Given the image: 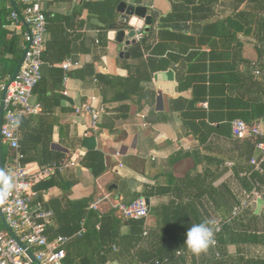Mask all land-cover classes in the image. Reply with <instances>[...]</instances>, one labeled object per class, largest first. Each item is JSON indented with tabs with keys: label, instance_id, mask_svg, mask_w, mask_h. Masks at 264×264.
I'll list each match as a JSON object with an SVG mask.
<instances>
[{
	"label": "crops",
	"instance_id": "0c3cea01",
	"mask_svg": "<svg viewBox=\"0 0 264 264\" xmlns=\"http://www.w3.org/2000/svg\"><path fill=\"white\" fill-rule=\"evenodd\" d=\"M103 1L41 0L46 42L41 85L31 98L39 109L24 117L22 138L24 134L27 158L40 160L50 151L77 165L44 177L56 178L57 184L42 191L40 198L48 206L57 202V208L87 202L100 214L112 210L110 201L91 206L106 195L128 204L144 198L150 210L144 232L150 236L143 246H186V232L193 224L204 221L207 213H228L208 209L207 187L219 193L238 190L233 179L236 141L214 132L221 118L211 121L207 101L202 100L214 72L236 58L237 42L242 59H258L254 31H238L231 23L248 3L238 8L235 0H214L206 13L210 0H119L128 7H146L152 17L149 30H143L146 43L138 49L129 46L124 56V44L109 40V28L86 6ZM21 6L18 0H0V87L10 78L5 71L11 41L16 38L21 50L25 46L26 27L14 28L9 19ZM120 17L117 13L114 21L118 30ZM222 35L233 42L228 48L220 45ZM237 68L246 69L241 64ZM1 96L2 91L0 101ZM88 102L105 110L95 129L88 116L74 112ZM256 124L264 129V123ZM1 144L2 152H12ZM92 153L101 157L100 163L87 158ZM86 161L104 173L95 177ZM43 167L37 161L26 164L31 175ZM252 206V216L263 224L264 204ZM166 231L171 239L162 234ZM0 232L8 234L1 218Z\"/></svg>",
	"mask_w": 264,
	"mask_h": 264
},
{
	"label": "trees",
	"instance_id": "16d2710c",
	"mask_svg": "<svg viewBox=\"0 0 264 264\" xmlns=\"http://www.w3.org/2000/svg\"><path fill=\"white\" fill-rule=\"evenodd\" d=\"M235 1L239 8L245 0ZM246 1L247 9L235 13L233 16L236 21L231 23L236 24L238 31L244 32L245 27H248L249 33L250 30L254 31V37L259 45L258 59L255 62L242 59L241 44L237 42L236 58L232 59L230 64L227 63L214 74L212 73L214 76L211 77V86L208 90H204L205 98L202 100L207 101L211 112L208 116L211 121L216 119V116V120L221 118L220 124H218L219 128L214 132L232 138L231 125L235 120H242L248 125L264 123V0ZM187 2L192 3L193 0ZM213 2L214 0H210L206 13L209 12ZM119 4V0H104L103 2L89 3L86 6L89 11L92 10L93 14L97 15L94 17L107 29L110 25L116 24L114 21ZM16 10L21 12L22 6ZM149 33L150 31L147 35ZM221 37L222 48H228L233 43H230L228 37L224 35ZM145 43L146 40L143 39L134 44L132 48L138 49ZM10 44L11 47H8L7 52L10 53L11 60L5 75L11 78L24 54V48L20 49L16 38ZM222 57L226 58L227 56L223 55ZM240 64L246 67L242 72L237 68ZM40 85L41 80L33 92H38ZM0 91H2L1 87ZM23 119L20 127V150L24 155V165L37 161L40 166H47L62 161L59 155L50 151L43 152L40 160L27 158L24 134L22 138ZM234 140L236 141L238 159L233 168L235 175L233 179L237 182L238 190L236 194L233 192L230 194L229 190L219 193L211 185L205 190L208 209L220 208L228 213L222 217H212L210 213L205 215V220L211 221V224L217 220L224 223L220 232L215 236L216 245L197 255L193 254L186 246L163 244V242L159 246L144 247L143 244L148 243L150 236L148 232L146 235L143 234L145 233L144 219H124L113 210L100 214L89 209L87 202L83 201L69 203L63 208H57V202L51 203L49 206L44 204L40 194L57 184L56 178H45L33 186L36 196L32 203L41 202L45 208L53 212L51 223L47 229L49 239L52 240L57 236L71 237V240L64 246V264H107L114 260L123 262L125 259L128 260V264H264V223H261L260 218L252 216L253 206L242 210L235 218H231L233 208L239 204L244 193H249L257 184H264V162L261 164V171H255L250 164L253 157L260 158L256 151V145L259 142H264V137ZM46 144L45 140V146H47ZM11 153L2 152L3 162H6ZM90 157L97 158L94 160L95 162L100 163L101 161V157L96 153L87 156V158ZM85 164L93 171L95 177L105 171L102 168L98 169V166L91 165L88 161ZM225 189L227 188L225 187ZM229 194L232 196L229 197ZM145 196L147 198L149 194ZM174 221L176 220L171 221L170 224ZM177 221L179 222V220ZM123 229H126V233H123ZM162 234L165 238L167 236L169 239L172 238L167 231ZM229 247H234V251L230 252Z\"/></svg>",
	"mask_w": 264,
	"mask_h": 264
},
{
	"label": "built area",
	"instance_id": "2783aa9c",
	"mask_svg": "<svg viewBox=\"0 0 264 264\" xmlns=\"http://www.w3.org/2000/svg\"><path fill=\"white\" fill-rule=\"evenodd\" d=\"M18 2L22 5V11H12L9 19L14 28L27 27L24 32L25 54L16 79L7 89L3 116L0 119L1 140L12 151L11 156L4 162V171L13 176L14 185L6 198L0 199V211L4 222L19 242L31 251L37 263L29 258L26 250L22 249L14 238L7 233L0 232V264H64V246L71 240V237L57 236L52 240L49 239L47 229L53 212L45 208L41 202L32 203L33 197L36 196L33 186L45 179L44 177L76 166L77 161L62 160L47 165L37 175L29 174L23 163L24 155L20 150V127L26 115L39 109V106L32 105L31 98L35 86L41 80L47 19L41 8V0H18ZM143 35V30H135L136 41L142 40ZM64 68H67V64ZM5 87V85L1 86V90L3 91ZM74 112L88 116L92 128L95 129L104 110L88 102L76 106ZM231 131L233 138L238 140L264 137V129L260 124L248 125L242 120L233 121ZM256 151L260 158L253 157L250 164L255 171H261V164L264 162V142L256 145ZM104 201H110L111 209L124 219L146 220L149 216V206L143 198L126 204L120 197L106 195L91 207L97 208V204ZM256 202L264 204V184H257L249 193H244L239 204L233 208L231 218H235L242 210L251 207ZM223 223L217 220L211 224L215 236L220 232ZM143 234L146 235V233ZM215 245L216 242L212 246Z\"/></svg>",
	"mask_w": 264,
	"mask_h": 264
},
{
	"label": "water",
	"instance_id": "95a60500",
	"mask_svg": "<svg viewBox=\"0 0 264 264\" xmlns=\"http://www.w3.org/2000/svg\"><path fill=\"white\" fill-rule=\"evenodd\" d=\"M117 13L120 14L121 16L120 23H119L120 24L119 30L115 24L110 25L108 38L111 41L117 42L119 44H124V49L121 54L124 56H127L128 47L137 43V41L135 40V30L138 29V30L148 31L149 27L151 26L152 17L147 16L146 7H142V6H138V7L129 6L128 7L126 6V4H119L117 8ZM127 27L130 30L129 32L126 33L125 30ZM24 54L21 57L19 63L17 64L13 75L11 76L7 84L5 85L6 86L5 89L2 91V96H1V101H0V119H2V116H3L4 98H5L7 89L13 83V81L16 79L19 73L20 66L22 65V62L24 60ZM0 132H1V123H0ZM0 169L4 170V162L2 158L1 136H0ZM0 218L4 222V218H3V215L1 214V211H0ZM4 226L8 234L17 241V243L22 249L26 250L25 252L29 256V258L34 263H37L31 251L27 250L26 247L19 242V240L17 239L13 231L9 228V226L5 222H4Z\"/></svg>",
	"mask_w": 264,
	"mask_h": 264
},
{
	"label": "clouds",
	"instance_id": "9594fccd",
	"mask_svg": "<svg viewBox=\"0 0 264 264\" xmlns=\"http://www.w3.org/2000/svg\"><path fill=\"white\" fill-rule=\"evenodd\" d=\"M14 185L11 174L0 169V199H4ZM215 243V233L211 221L193 224L186 232L184 244L193 254L206 252Z\"/></svg>",
	"mask_w": 264,
	"mask_h": 264
}]
</instances>
